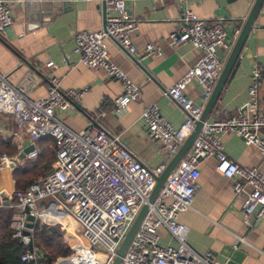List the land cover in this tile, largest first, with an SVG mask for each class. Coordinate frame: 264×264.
Listing matches in <instances>:
<instances>
[{"label": "built area", "instance_id": "2783aa9c", "mask_svg": "<svg viewBox=\"0 0 264 264\" xmlns=\"http://www.w3.org/2000/svg\"><path fill=\"white\" fill-rule=\"evenodd\" d=\"M132 1L100 0L104 9L101 28L73 35L72 52L76 63L89 70H102L120 83L121 93L113 100L117 118L129 104L140 101V92L111 63L104 40L110 39L128 56H136L130 35L137 30L138 22L129 17L125 9V3ZM22 3L24 0H0V37L12 23V5ZM258 14L264 15V0ZM237 35L236 30L234 38ZM167 42L171 46L188 44L200 54L183 77L162 92V96L170 99L182 113L181 125L172 128L160 117L155 106L145 108L140 116L148 138L158 142L171 158L192 132L202 109L184 96L185 87L195 84L205 102L223 66L217 52L228 54L232 45L220 19L207 24L185 7L178 28L168 36ZM160 54L158 47L146 45L139 58L159 57ZM45 67L55 68L50 62ZM248 81L246 114L202 124L184 157L147 206L120 264H217L208 253L200 255L189 247L185 241L187 228L177 222V217L191 207L199 176L198 165L206 158L215 160L218 175L232 180V195L242 201L246 225L249 218L259 219L264 214V175L254 168L240 167L230 161L224 155L220 141L225 135H236L245 145L255 147L264 158V139L258 135V130L264 128V118L259 111L262 84L259 66H253ZM32 83V78L26 77L12 87L6 77L0 75V116L11 117L16 125L14 135L27 138L32 147L22 158L2 155L0 165L9 168L35 161L41 138H50L54 151V161L46 174L34 179L23 190L12 191L7 200H0V207L4 202H12V238L23 248L19 260L33 263L41 256L32 244L33 227L36 220L47 217L49 220L44 223L49 227L59 224L66 232L65 239L70 238L66 239L71 242L69 255L64 258L69 264H111L139 209L147 203L155 179L164 166L149 168L142 164L98 124H89L76 132L66 128L59 115L64 116L72 104L80 100L84 90H61L59 80L51 76L45 95L30 100L26 93ZM28 216L34 218L30 228L27 227ZM58 216L72 222V234H68L65 226L53 221ZM159 229L168 234L172 245L159 244ZM239 243L243 240L236 238L232 249H237Z\"/></svg>", "mask_w": 264, "mask_h": 264}, {"label": "crops", "instance_id": "0c3cea01", "mask_svg": "<svg viewBox=\"0 0 264 264\" xmlns=\"http://www.w3.org/2000/svg\"><path fill=\"white\" fill-rule=\"evenodd\" d=\"M253 2L133 0L125 3L127 15L138 22L137 30L130 35L136 56H128L110 39L104 40V46L111 63L138 87L140 101L129 104L118 118L114 116L113 100L121 93L120 83L102 70H89L78 65L72 52L74 33L95 32L101 28L104 9L100 0H44L38 1V5L48 6L34 11L27 9L29 2L26 0L20 5H12V23L0 37V75L5 76L12 87L31 77L33 83L26 93L30 100L45 95L47 80L51 76L59 80L61 90H84L80 100L73 103L64 116L59 115L66 128L76 132L89 124H98L142 164L149 168L165 166L171 158L166 156L158 142L148 138L140 116L145 108L155 106L167 124L178 128L183 122L182 113L170 99L162 96V92L179 81L200 56L188 44L169 45L168 36L178 28L185 7L207 24L220 19L227 40L233 45L234 31L239 33ZM146 45L158 47L160 56L140 59ZM217 54L224 63L228 54L220 50ZM48 62L54 64L53 70L45 67ZM254 65L262 69L259 111L264 118V15L260 14L206 122L246 114V91ZM183 94L203 109L207 100H202L199 87L187 85ZM15 131L14 120L0 116V157L20 158L30 146L27 138L14 135ZM258 135L264 139V128L258 130ZM220 141L223 153L230 161L240 167L254 168L264 175V158L255 147L245 145L233 134L221 137ZM19 149H22L21 153ZM26 163L9 168L0 165V193H4L0 200H7L14 191V174L28 165ZM215 164L211 157L199 163L191 207L177 217V222L187 228L185 241L194 252L208 253L217 264H264V214L259 219L249 218L247 225L244 223L242 201L232 195V180L218 175ZM157 234L160 245L173 244L163 229ZM236 238L242 239L243 243L233 250Z\"/></svg>", "mask_w": 264, "mask_h": 264}, {"label": "water", "instance_id": "95a60500", "mask_svg": "<svg viewBox=\"0 0 264 264\" xmlns=\"http://www.w3.org/2000/svg\"><path fill=\"white\" fill-rule=\"evenodd\" d=\"M29 2L27 5L28 10L34 11L37 10L39 7L44 10L46 6L48 5H38V1L42 2L44 0H26ZM263 0H254L252 7L227 55V58L225 62L223 63L221 72L215 82V85L212 89V92L207 99L203 109L201 110L200 117L198 121L194 124L193 130L190 133V135L183 141L182 145L179 147L178 151L175 153L174 156L171 157L170 161L164 166L162 172L160 175L155 179V184L150 192V195L147 199V203L142 205V207L139 209L136 217L134 218L132 224L130 225L128 231L126 232L124 238L122 239L116 254L112 260L111 264H120V258L124 254L131 238L133 237L135 231L137 230L144 214L146 213L147 206L152 203L154 197L156 196L160 186L162 185L165 178L170 174L174 166L177 164V162L184 157L186 152L188 151L193 139L197 135L199 129L201 128L202 124L205 123L208 120V116L210 112L212 111L214 105L216 104L218 97L225 85V82L230 74V71L232 67L234 66L235 62L239 58V55L243 49L244 43L252 30L253 23L258 16V10ZM41 10V11H42ZM32 147L29 146L27 149H25L24 153H27L31 151ZM22 158V156L20 157ZM4 196V193H0V197L2 198ZM4 206H7V202L3 203ZM29 224L27 225L28 228L31 227V223L34 222V218L31 216H28L27 218ZM49 231L54 232V229H49ZM55 264H69L65 259H61L57 261Z\"/></svg>", "mask_w": 264, "mask_h": 264}, {"label": "trees", "instance_id": "16d2710c", "mask_svg": "<svg viewBox=\"0 0 264 264\" xmlns=\"http://www.w3.org/2000/svg\"><path fill=\"white\" fill-rule=\"evenodd\" d=\"M38 144L40 154L36 163L26 165L24 168L20 169L14 174V191L23 190L34 179L42 176L43 173H45L50 168V165L54 161V151L51 139L48 137L41 138ZM50 148L52 149L53 153L52 159L50 158ZM11 205L12 202L10 201L7 203V206L3 205L0 207V264H33L21 263L19 260V257L23 252V248L15 239L12 238L11 223L13 210L10 208ZM33 232L34 235L36 234V245L42 248V250L45 252L44 256L41 257L40 260L35 264H53L55 260H53V257H51L46 252V250L50 251L51 248H54V245L51 241L54 233L48 229L47 233L45 234L41 229H37L35 225L33 227ZM56 255L54 256L55 259H57V257L66 258L69 253L67 256H65V254L58 256Z\"/></svg>", "mask_w": 264, "mask_h": 264}, {"label": "rangeland", "instance_id": "374dc122", "mask_svg": "<svg viewBox=\"0 0 264 264\" xmlns=\"http://www.w3.org/2000/svg\"><path fill=\"white\" fill-rule=\"evenodd\" d=\"M51 146V145H50ZM50 158L52 159V149L50 148ZM49 155V153H48ZM37 161V160H36ZM36 161L34 163H36ZM28 164V163H26ZM33 164V163H31ZM29 165V164H28ZM44 219L40 218L38 220H36V223H35V226L37 229H41L42 231H44V233L46 234L47 231H48V228H50L46 223H44ZM52 226V225H51ZM67 227V226H66ZM65 227V228H66ZM51 229H54V235L53 237L51 238V241L54 245V248H51L50 251L46 250V252L51 256L53 257V260H55V262H53V264H55L57 261L61 260V259H64L63 257H57V259L54 258V256H58V255H63L65 254V256H67V254L69 253V246L71 245V242H68L67 240V237L65 239V233L63 230H61L60 228V225L59 224H53L52 228ZM67 230V228H66ZM68 231V230H67ZM36 234L34 235V232H33V235H32V243H33V246L36 247L39 252H40V257H43L44 256V251L42 250V248L38 247L36 245ZM66 252V253H65Z\"/></svg>", "mask_w": 264, "mask_h": 264}, {"label": "bare ground", "instance_id": "6f19581e", "mask_svg": "<svg viewBox=\"0 0 264 264\" xmlns=\"http://www.w3.org/2000/svg\"><path fill=\"white\" fill-rule=\"evenodd\" d=\"M42 219H44L45 221L49 220L47 217H44ZM53 221L58 222L65 227L67 226L66 228L68 230V234L69 235L72 234L74 225L72 224V222L69 219L58 216L57 218H54ZM67 239H70V238L67 237Z\"/></svg>", "mask_w": 264, "mask_h": 264}]
</instances>
